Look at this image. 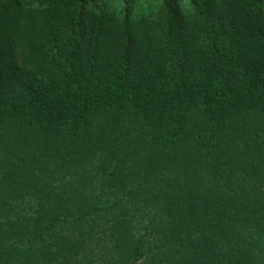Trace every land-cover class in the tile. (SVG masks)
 <instances>
[{
	"label": "trees",
	"instance_id": "1",
	"mask_svg": "<svg viewBox=\"0 0 264 264\" xmlns=\"http://www.w3.org/2000/svg\"><path fill=\"white\" fill-rule=\"evenodd\" d=\"M0 0V264H264V15Z\"/></svg>",
	"mask_w": 264,
	"mask_h": 264
},
{
	"label": "rangeland",
	"instance_id": "2",
	"mask_svg": "<svg viewBox=\"0 0 264 264\" xmlns=\"http://www.w3.org/2000/svg\"><path fill=\"white\" fill-rule=\"evenodd\" d=\"M23 1L28 3L31 0ZM79 3L81 6L94 9L96 12L104 11L119 17L128 15L130 18H141L154 16L160 0H79ZM247 6L264 15V0H251Z\"/></svg>",
	"mask_w": 264,
	"mask_h": 264
}]
</instances>
